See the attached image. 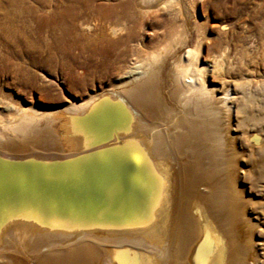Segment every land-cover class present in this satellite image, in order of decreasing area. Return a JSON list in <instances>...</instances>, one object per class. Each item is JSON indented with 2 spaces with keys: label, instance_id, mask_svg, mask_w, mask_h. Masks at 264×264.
<instances>
[{
  "label": "bare ground",
  "instance_id": "bare-ground-1",
  "mask_svg": "<svg viewBox=\"0 0 264 264\" xmlns=\"http://www.w3.org/2000/svg\"><path fill=\"white\" fill-rule=\"evenodd\" d=\"M28 1L7 0L36 18L37 31L52 33L56 47L88 49L93 40L78 33V23L100 22L95 46L105 61L152 8L173 10L181 3ZM107 31L125 36L113 39ZM199 38L189 44L188 33L175 45L165 43L124 73L105 100L71 107L78 118L71 124L81 121L98 131L95 141L114 133L109 143H92L93 151L74 140L78 151L70 147L62 155V144L37 129L33 116L9 122L14 138L0 133L1 148L33 150V158L5 156L20 164L30 160L24 168L0 161V264H19L14 254L20 252L31 264H249L250 249L253 264H264V242L251 239L247 249L227 245L220 226L234 215L232 208L219 209L231 203L215 172L203 176L197 166L236 162L235 151L220 149L231 146L230 118L242 115L247 101L231 90L257 80L248 70L238 81L225 76L230 68L222 53L208 54L202 63ZM31 122L36 126L30 128ZM256 143L262 146L250 157L264 160V141Z\"/></svg>",
  "mask_w": 264,
  "mask_h": 264
},
{
  "label": "rangeland",
  "instance_id": "rangeland-1",
  "mask_svg": "<svg viewBox=\"0 0 264 264\" xmlns=\"http://www.w3.org/2000/svg\"><path fill=\"white\" fill-rule=\"evenodd\" d=\"M180 1L173 10L152 8L150 14L142 18V23L135 26L127 44L112 47L105 61L95 46L102 28L96 19L78 23V33L93 40L91 47L63 49L54 45L52 33L36 30L34 16L25 13L18 4L0 0V133L14 138L11 130L6 129L9 122L22 116H33L40 125L31 122L29 127L36 126L55 136L57 144H62V155L70 154L67 152L70 147L72 153L78 151L72 145L74 140L81 150L91 148L92 143V146H98L102 142H111L115 137L113 132L106 142H98L94 140L100 135L98 131L89 129L81 121L72 125L74 120L71 118H78L71 107L91 98L105 100L107 96L103 94L115 92L113 87L123 79L124 73L133 69L149 52L165 43L175 45L185 40L188 33L189 44L198 36L202 42V63L209 59L208 54L222 53L227 57L225 67L230 68V74L225 73V76L238 81V77L248 70L257 80L251 86L231 90L232 94L237 91L239 99L241 96L244 102L247 101L242 115L230 118L231 146L220 149L235 151L238 154L236 162L223 160L215 168L203 161L205 164L202 162L197 166L202 175L205 170L215 172L216 182L223 183L220 193L231 203L219 209L221 213L232 208L234 215L233 222L220 226L227 245L246 247L251 239L255 243L264 242V160L255 155L250 157L262 146L256 142L264 141V0ZM28 3L32 2L29 0ZM134 6L139 9L136 3ZM107 32L113 39L125 36L124 31ZM170 33L173 36L168 38ZM251 97L255 101L253 104ZM245 113L248 120L243 118ZM32 151L16 153L0 146V161L24 168L30 165V160L20 164L5 156H31ZM251 256L250 249L249 264H253L254 257ZM14 257L19 264H31L28 263L31 259L21 252L15 253Z\"/></svg>",
  "mask_w": 264,
  "mask_h": 264
}]
</instances>
